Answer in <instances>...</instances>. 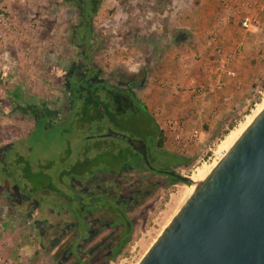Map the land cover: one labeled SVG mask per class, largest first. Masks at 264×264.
<instances>
[{"label":"rangeland","instance_id":"1","mask_svg":"<svg viewBox=\"0 0 264 264\" xmlns=\"http://www.w3.org/2000/svg\"><path fill=\"white\" fill-rule=\"evenodd\" d=\"M60 1L0 3V15L6 24L0 36V108L5 110L0 113V134L4 137L0 139V146L16 141L8 152L9 159L21 157L22 163L18 165V161H13V166H8L13 170V176L25 172L45 186L50 183L59 186L65 172V179H69L80 169V161L86 160L87 166L90 161L113 165L115 159L132 151L126 141L107 136L108 131L142 139L152 146L156 134L155 114L158 119L162 114L159 98L170 91L176 93L195 88L192 77L187 76L188 82L183 85L179 74L184 69L188 75L198 63V56L186 46L187 41L175 42L179 32L187 31L178 26L181 23L176 15L178 0H102L86 43L81 37L73 43L72 31L80 19L77 12L72 15L67 5H60ZM220 1L226 11L221 19L224 26L237 23L242 29L240 21L247 13L258 15L260 21L250 30L240 32V36L244 33L252 36L254 44L247 58L248 64L241 68L239 88H243V92L237 97L240 113L238 110L231 112L235 115L230 124L231 131L245 124L264 100V11H261L264 0ZM56 5L59 7L57 13L54 11ZM187 34L190 36L188 31ZM85 55L89 56L87 63ZM73 62L91 65L100 71L99 78L106 82L99 92L100 104H86L85 113L75 108L77 103L67 110L70 102L65 82ZM2 63L8 65L6 72L2 71L5 69ZM179 78L181 81H177ZM129 81H135L133 93L139 103L119 92L126 90ZM32 105L52 109L57 106L59 116L63 118L47 129L42 122L40 128L33 131L36 124L33 115H23L21 109L16 110ZM158 127L164 139L162 149L191 160L178 168L180 174L188 177H193L205 164L212 162L219 144L230 133L229 130L221 131L218 126L201 134L198 141L188 142L195 131L191 130L185 132V138H188L184 142L177 138L178 131L170 128L168 132L160 124ZM167 132L173 133L172 139ZM152 155L153 151L150 157ZM169 163V159H164V164ZM169 182V186L154 193L147 221L138 222L135 249L122 256L120 264H138L187 201L183 200L184 193L192 188L182 182L172 185L171 179ZM7 195L0 193V247L8 251L10 259L7 261L13 263L11 258L22 245L20 239L17 240L18 225L8 222L6 206L10 200ZM4 222L8 224L5 226ZM14 226L17 230L12 233ZM25 264H34L33 258Z\"/></svg>","mask_w":264,"mask_h":264},{"label":"flooded vegetation","instance_id":"2","mask_svg":"<svg viewBox=\"0 0 264 264\" xmlns=\"http://www.w3.org/2000/svg\"><path fill=\"white\" fill-rule=\"evenodd\" d=\"M101 1L59 2L60 5L65 3L72 15L77 12L80 19L72 31L73 43L76 38H82L83 43L89 41L92 21L97 14L95 9ZM55 7L57 13L59 7ZM86 17L89 20L85 24ZM88 58L85 55V63ZM85 63L73 62L66 76V94L70 102L67 110L73 109L76 103L75 108L82 109L83 113L88 109L86 99H79V94H87V91L75 89L83 81L106 85L99 78L100 71ZM134 85L135 81H129L125 90L131 96H134ZM53 108L32 105L16 110L21 109L23 115H33L35 131L42 122L47 129L63 118L59 116V108ZM2 135L0 139L3 140ZM15 142L0 146V193L8 194V222L18 225L19 244L33 258L34 264H120L121 257L135 249L138 222L147 221L154 193L169 186V179L172 185L180 182L168 172L180 174L178 168L182 165L164 164V159L168 160L170 156L176 160V154L163 150L155 141L152 146L145 141L150 165L131 147L132 151L115 159L113 165L90 161L87 166L86 160L80 161V169L69 179H65V172L59 186L52 183L45 186L25 172L13 176V170L8 166L13 161H18V165L22 163L21 157L9 159L8 152ZM16 230L17 226L11 228L12 233Z\"/></svg>","mask_w":264,"mask_h":264},{"label":"water","instance_id":"3","mask_svg":"<svg viewBox=\"0 0 264 264\" xmlns=\"http://www.w3.org/2000/svg\"><path fill=\"white\" fill-rule=\"evenodd\" d=\"M183 33L177 42L184 41ZM126 141L150 165L145 141ZM180 182L188 176L168 172ZM138 264H264V109L182 205Z\"/></svg>","mask_w":264,"mask_h":264},{"label":"crops","instance_id":"4","mask_svg":"<svg viewBox=\"0 0 264 264\" xmlns=\"http://www.w3.org/2000/svg\"><path fill=\"white\" fill-rule=\"evenodd\" d=\"M11 2L12 0H0L1 5H8ZM177 7V19L181 20L178 26L185 28L184 30H187L190 36H188L187 31H181L176 35L175 42L183 43V41L177 42L178 35L183 33L186 37L184 42H188H186V46L198 56L196 68L191 70L188 75L182 69L179 77L183 78L181 79L183 85L188 82L187 76L192 77V80L203 86L206 92L201 95L195 91V88H189L182 92L177 91L176 93L170 91L167 96L159 98L162 114L161 119H158L157 114H155V118L161 128L167 131L172 127L169 122L176 121L181 124L182 130L178 131V135H180V140L186 142L188 137L185 138V132L191 130L207 134L209 130L219 126L221 131H230V124L235 117L234 114L231 115V112L238 110L237 113H240V102H237V97L241 96L243 92V88H241L242 91L239 88L241 85L239 83L241 68L248 64L247 58L254 43L251 40L252 36H248L246 33L240 36V32L243 30L240 29L239 24L234 23L227 27L223 25L225 22L221 19L225 15V10L220 0H178ZM4 25L6 24L1 25V31H3ZM211 34L215 36L211 37ZM240 44L244 45L242 52L230 64V69L235 72V76L223 75L219 77L217 50L223 48L228 52L234 51ZM2 65L5 68L2 71L6 72L8 65L4 63ZM6 75L7 73H5ZM181 80L179 78L177 81ZM173 81L175 80L173 79ZM219 82H222L223 85L219 86ZM3 94L4 92H2ZM0 109L1 112L4 110L3 107ZM204 128L207 130H202ZM168 132L166 133L167 136L172 139L173 133ZM22 251L23 249L11 258L14 264H18V259H22L23 264L32 260L29 254L22 253ZM0 255L3 261L10 259V255L4 247L1 248Z\"/></svg>","mask_w":264,"mask_h":264},{"label":"built area","instance_id":"5","mask_svg":"<svg viewBox=\"0 0 264 264\" xmlns=\"http://www.w3.org/2000/svg\"><path fill=\"white\" fill-rule=\"evenodd\" d=\"M261 11H264V7L261 8ZM241 28L245 30H250L252 27L259 25V17L255 14L247 13L241 18ZM5 23V20L2 15H0V27ZM2 35L1 29H0V36ZM242 45L238 46L234 51H226L223 48H220L217 50V56H218V63H219V69H218V75L219 77H222L223 75H230L235 76V72L230 69V64L237 58V56L242 52ZM195 91L199 94H204L206 92V89L203 86L197 85L195 81H193ZM219 86L222 85V82H219ZM171 124L172 130L179 131L182 130L181 124H179L176 121L169 122ZM201 133L197 130H195L190 136L188 142H196L199 140ZM177 138H180V135L177 136ZM212 151V149H210ZM210 160V157L208 161ZM207 161V162H208ZM2 260V257L0 255V261ZM22 259H18V264H23ZM26 263V262H25ZM1 264H14L11 263V261H3Z\"/></svg>","mask_w":264,"mask_h":264},{"label":"bare ground","instance_id":"6","mask_svg":"<svg viewBox=\"0 0 264 264\" xmlns=\"http://www.w3.org/2000/svg\"><path fill=\"white\" fill-rule=\"evenodd\" d=\"M258 105V104H257ZM256 105V106H257ZM264 109V100L261 104L258 105L254 113L247 118L245 124L240 125L238 128L232 130L219 144L218 148L214 153V159L212 162L205 164L203 169L195 174L192 179L193 184L189 185L192 189H187L184 193L183 200H187L192 193L195 191L196 185L206 179L212 170L216 167L218 162L225 156V154L233 147L236 141L241 137L243 132L249 127V125L254 121V119L263 111Z\"/></svg>","mask_w":264,"mask_h":264},{"label":"trees","instance_id":"7","mask_svg":"<svg viewBox=\"0 0 264 264\" xmlns=\"http://www.w3.org/2000/svg\"><path fill=\"white\" fill-rule=\"evenodd\" d=\"M99 8L98 6L96 7L95 9V12H98V9ZM89 20V18H85V24L87 23V21ZM91 24V23H90ZM87 26V25H85ZM75 88V87H74ZM105 88V85L104 84H100L99 82L93 84V83H87L85 81H83L82 83L79 84L78 87H76L75 89L80 92V91H87V94H83V93H80L79 94V99L81 100L83 97L84 99H86V104L88 106L90 105H93V104H100L99 102V99H100V95H99V92L100 90L104 89ZM121 93H126L127 95H129L130 97H133V99L139 103L137 101V98L134 96H131L129 92L127 91H119ZM108 93H111V91L109 90ZM155 131H156V134H155V137H154V141H155V144L159 147H162L163 146V142H164V139H163V136H162V131L159 129L158 127V124L155 123ZM174 157H176V160L173 159V156H170V164H174V165H186L188 164L191 160L186 157V156H181V155H175Z\"/></svg>","mask_w":264,"mask_h":264}]
</instances>
